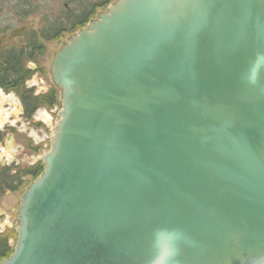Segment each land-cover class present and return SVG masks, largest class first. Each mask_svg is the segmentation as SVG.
<instances>
[{"label": "water", "instance_id": "1", "mask_svg": "<svg viewBox=\"0 0 264 264\" xmlns=\"http://www.w3.org/2000/svg\"><path fill=\"white\" fill-rule=\"evenodd\" d=\"M49 74L0 264H264V0H115Z\"/></svg>", "mask_w": 264, "mask_h": 264}, {"label": "rangeland", "instance_id": "2", "mask_svg": "<svg viewBox=\"0 0 264 264\" xmlns=\"http://www.w3.org/2000/svg\"><path fill=\"white\" fill-rule=\"evenodd\" d=\"M97 0H43L32 3L34 14L23 22H18L17 13L12 5L23 0H0V40L2 41L0 55L4 56L10 50L20 52L30 42L32 36L34 41L42 44L39 54L29 61L23 55L25 69L29 71L30 80L24 82V87L30 90L36 97L47 94L53 90L50 80L49 68L53 54L73 34L67 32L57 40L44 42L40 38L41 29L48 23L62 19V24L69 27L65 22L68 15H78L80 9L87 3ZM98 10L96 12H103ZM95 17V16H94ZM27 26L28 34L12 37L9 42V32ZM20 41H17L19 40ZM32 40V39H31ZM9 51V52H8ZM40 59V60H39ZM58 109L41 107L27 120L23 117L22 104L15 93H5L0 90V169L21 168L26 169L36 165L44 153L49 150L50 137L55 131L59 121ZM32 182L26 179V182ZM25 188L19 192L5 193L0 200V233L13 230L16 227L17 212L19 210L20 198ZM15 236L10 241L14 246Z\"/></svg>", "mask_w": 264, "mask_h": 264}, {"label": "trees", "instance_id": "3", "mask_svg": "<svg viewBox=\"0 0 264 264\" xmlns=\"http://www.w3.org/2000/svg\"><path fill=\"white\" fill-rule=\"evenodd\" d=\"M35 1L41 2L43 0H23L21 5L19 2L12 5L13 11L17 13L19 18L18 22H23L34 14L32 3ZM112 1L97 0L94 3L87 1L83 8L80 9L78 15H68L65 18V22L69 27L62 24L61 18L52 21L41 29L40 38L47 43L57 40L66 32L67 34L74 33L84 27L96 15L98 10L105 9ZM34 37L32 36V40L30 39L24 51L16 52L10 50V52L8 51L9 53L0 57V90L17 95L23 107V117L27 120L41 107L51 109L54 106H58L56 91L50 90L43 96L33 97V93L24 87V82L30 78V73L25 69L24 62L27 57L30 61L34 55L39 54V49H42V44L36 43ZM23 55L26 56L24 61ZM42 170L43 165L40 162L26 169L13 167L0 169V200L7 192H19L25 188L30 183L26 182V179L35 180L42 173ZM14 236L15 232L13 230L0 233V261L7 259L12 254L10 241Z\"/></svg>", "mask_w": 264, "mask_h": 264}, {"label": "flooded vegetation", "instance_id": "4", "mask_svg": "<svg viewBox=\"0 0 264 264\" xmlns=\"http://www.w3.org/2000/svg\"><path fill=\"white\" fill-rule=\"evenodd\" d=\"M25 27H26V31L23 32L22 35H24V34H28V32H27V30H28V29H27V26H25ZM15 30H16V29H15ZM19 36H20V35H19ZM16 37H17V36H16ZM12 39H13V38L10 36V32H9V38H8V41L11 42ZM17 41H20V39L17 40ZM1 45H2V41L0 40V52H1V49H2V48H1ZM26 47H27V46H25L24 49H26ZM0 57H1V55H0ZM39 60H40V59H39ZM29 80H30V79H29ZM29 80H28V81H29ZM26 89H27V88H26ZM53 90L55 91V88H53ZM33 97H36V95H34V92H33ZM22 108H23V107H22ZM54 108L57 109V106H54V107L51 108V109H54ZM51 109H50V110H51ZM0 140H1V139H0Z\"/></svg>", "mask_w": 264, "mask_h": 264}]
</instances>
